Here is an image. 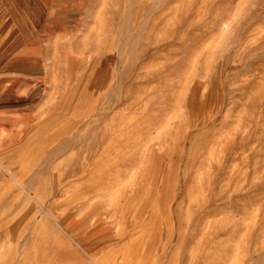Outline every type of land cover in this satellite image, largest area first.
<instances>
[{
  "label": "rangeland",
  "instance_id": "374dc122",
  "mask_svg": "<svg viewBox=\"0 0 264 264\" xmlns=\"http://www.w3.org/2000/svg\"><path fill=\"white\" fill-rule=\"evenodd\" d=\"M0 97V264H264V0H0Z\"/></svg>",
  "mask_w": 264,
  "mask_h": 264
},
{
  "label": "crops",
  "instance_id": "0c3cea01",
  "mask_svg": "<svg viewBox=\"0 0 264 264\" xmlns=\"http://www.w3.org/2000/svg\"><path fill=\"white\" fill-rule=\"evenodd\" d=\"M16 76V74H14ZM17 103H13V98L9 97H0V130L4 127V122H6L10 117L8 115L12 114V112L17 111ZM10 106H14L10 107ZM10 107V108H6Z\"/></svg>",
  "mask_w": 264,
  "mask_h": 264
},
{
  "label": "bare ground",
  "instance_id": "6f19581e",
  "mask_svg": "<svg viewBox=\"0 0 264 264\" xmlns=\"http://www.w3.org/2000/svg\"><path fill=\"white\" fill-rule=\"evenodd\" d=\"M20 185V184H19Z\"/></svg>",
  "mask_w": 264,
  "mask_h": 264
}]
</instances>
